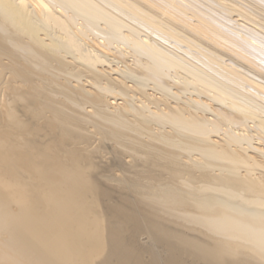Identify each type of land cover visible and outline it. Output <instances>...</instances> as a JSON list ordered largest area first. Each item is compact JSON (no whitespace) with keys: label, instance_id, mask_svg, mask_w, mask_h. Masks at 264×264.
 I'll use <instances>...</instances> for the list:
<instances>
[{"label":"bare ground","instance_id":"obj_1","mask_svg":"<svg viewBox=\"0 0 264 264\" xmlns=\"http://www.w3.org/2000/svg\"><path fill=\"white\" fill-rule=\"evenodd\" d=\"M0 264H264V0H0Z\"/></svg>","mask_w":264,"mask_h":264}]
</instances>
